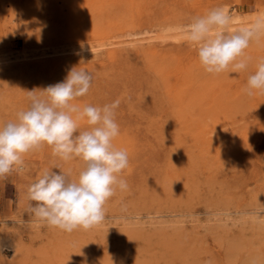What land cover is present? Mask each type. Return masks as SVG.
Returning a JSON list of instances; mask_svg holds the SVG:
<instances>
[{
    "label": "rangeland",
    "instance_id": "374dc122",
    "mask_svg": "<svg viewBox=\"0 0 264 264\" xmlns=\"http://www.w3.org/2000/svg\"><path fill=\"white\" fill-rule=\"evenodd\" d=\"M238 1L0 0V125L77 67L92 81L72 103L119 100L113 144L129 159L105 220L69 234L29 211L27 189L84 162L26 154L0 178V264H264V94L244 91L264 35L245 70L209 74L183 31L217 7L239 15L233 30L264 16V0Z\"/></svg>",
    "mask_w": 264,
    "mask_h": 264
},
{
    "label": "clouds",
    "instance_id": "9594fccd",
    "mask_svg": "<svg viewBox=\"0 0 264 264\" xmlns=\"http://www.w3.org/2000/svg\"><path fill=\"white\" fill-rule=\"evenodd\" d=\"M233 19L223 7H217L192 17L183 29L209 74L229 68L245 70L249 59L246 49L264 35V16L235 30ZM91 81L86 70L72 67L63 81L47 86L41 95L28 91L29 107L18 111L15 120L0 125V178L13 171L23 172L25 155L44 145L64 161L80 158L84 162L76 179L63 171L46 169L27 189L28 199L35 202L29 211L48 226L69 234L101 224L106 218L105 203L117 189H128L127 181L120 178L129 164L128 153L113 144L120 133L115 120L120 101L102 107L72 103L89 92ZM244 91L249 96L264 94V58L248 76ZM85 119L88 130L78 131V121Z\"/></svg>",
    "mask_w": 264,
    "mask_h": 264
},
{
    "label": "bare ground",
    "instance_id": "6f19581e",
    "mask_svg": "<svg viewBox=\"0 0 264 264\" xmlns=\"http://www.w3.org/2000/svg\"><path fill=\"white\" fill-rule=\"evenodd\" d=\"M262 13H264V11H263ZM232 16L234 17L233 20H237V19L239 18V15H238V14H233ZM149 37H150V36H149ZM150 39H151V38H150ZM150 39H149V40H150Z\"/></svg>",
    "mask_w": 264,
    "mask_h": 264
},
{
    "label": "crops",
    "instance_id": "0c3cea01",
    "mask_svg": "<svg viewBox=\"0 0 264 264\" xmlns=\"http://www.w3.org/2000/svg\"><path fill=\"white\" fill-rule=\"evenodd\" d=\"M247 3L248 1L247 0H239L238 3Z\"/></svg>",
    "mask_w": 264,
    "mask_h": 264
}]
</instances>
